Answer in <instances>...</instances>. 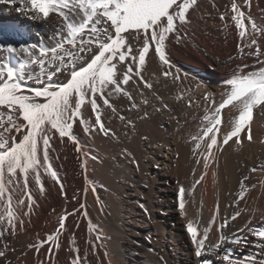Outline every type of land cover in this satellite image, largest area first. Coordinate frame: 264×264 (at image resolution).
Here are the masks:
<instances>
[{"label":"snow or ice","instance_id":"obj_1","mask_svg":"<svg viewBox=\"0 0 264 264\" xmlns=\"http://www.w3.org/2000/svg\"><path fill=\"white\" fill-rule=\"evenodd\" d=\"M0 4L15 6L18 12L33 21L48 22L53 14L62 21L53 46L25 44L17 48L0 43V240H5L24 228L25 218L30 222L36 203L34 189H38L41 196L45 194V176L59 184L61 195L67 198L64 185L52 165L57 139L61 146L66 142L74 146L79 168L85 175L86 196L89 157L74 134L77 123L87 135L98 129L107 136L111 130L104 125L103 110L116 111L112 102L115 96L126 97L134 109L139 107L129 87L135 82L144 88H152L143 72L153 56L160 63L161 75L183 83L179 69L173 71L169 48L173 40L178 43L183 39L181 31L190 24L191 12L199 7V3L198 0H0ZM229 16L239 37V55L230 56L229 60L251 57L260 68L245 72L243 68L248 66L245 63L233 71L231 77L224 81L219 102L215 93H205L203 99L210 104L203 117L206 124L192 136L195 142L193 155L197 157V165L202 163L203 171L196 179V170L193 169L190 188L178 182L176 201L182 217L187 215V197L194 200L196 186L205 180L211 164L215 163V152L222 151L224 146L231 147L230 141L235 145H241L245 138L251 141L250 123L254 110L264 113V45L260 42L264 39V26L246 15L237 0H230L226 10L220 14L225 27ZM20 54L26 59L19 62L12 59ZM61 77L62 81L58 82ZM184 77L187 78V73ZM30 82L39 87H31ZM203 86V83H197V87ZM141 102L148 104L147 99ZM229 106L238 115L229 117L225 123L230 130L223 133L220 128L221 110ZM89 110L95 116L94 124L85 118ZM120 118L124 119L123 116ZM202 146L206 151H198ZM200 157H203L202 161ZM248 179L245 176L241 181L235 204L248 191L244 183ZM73 199L77 200L79 208L65 211L59 216L58 226L52 233L29 245L37 254L45 244L49 245V261L51 254L61 248V237L68 229L67 218L77 217V228L80 215L89 219L86 203L80 202L76 195ZM81 209L85 211L81 213ZM240 215L241 212L237 211L219 222L214 229L218 239L215 244L207 246L209 233L217 223L218 206L202 235L198 234L193 221H188L186 228L196 264H213L212 260L202 257L222 249L223 260L227 264H264V258H261L264 253L239 260L233 259L231 249L223 247L227 243L238 244L242 238L246 240V237L238 235L245 230L264 240V227L251 228V221L231 234L224 233L223 230ZM87 231L89 249L83 256L75 237L70 238L69 251L74 254L70 255V264H88V251L96 253L97 244L91 239L95 226L90 220ZM95 240H100L98 234ZM5 256L6 252L0 250V257ZM38 264L45 262L39 261Z\"/></svg>","mask_w":264,"mask_h":264},{"label":"bare ground","instance_id":"obj_2","mask_svg":"<svg viewBox=\"0 0 264 264\" xmlns=\"http://www.w3.org/2000/svg\"><path fill=\"white\" fill-rule=\"evenodd\" d=\"M237 2L246 15H250L258 25L264 26V0H237ZM198 3L199 7L191 12L190 24L181 31L183 39L178 43L173 40L169 48L170 60L174 65L173 71L179 69L183 83L174 82L172 78H165L161 75L160 63L153 56L148 60L143 72L152 88H144L142 84L135 82L129 87V91L132 92L139 107L134 109L131 107L132 102L126 97L115 96L112 98V102L116 111L103 110L104 125L111 130L107 136L98 129L91 135H87L77 123L74 134L84 153L89 157L87 160L88 191L86 196L84 194L85 175L79 168L74 146L67 142L61 146L57 139L55 141L56 152L52 153V165L64 185L67 198L61 195L60 185L45 176V194L41 196L39 190L34 189L36 203L30 222L29 218H25L22 230H18L14 236H7L5 240H0V250L6 252L5 257H0V264H38L39 261H44L45 264H70V255H74L69 251V240L72 236L75 237L82 256L85 250L89 249V245L86 243L90 238L87 231L89 220L95 226V233L91 239L97 244V249L95 254L88 251V264H127L129 256H137L135 251L129 252L130 243L133 242H142L143 246L150 247L155 251L156 248L151 244V241L143 239V236L150 235L151 231L155 233L156 238L158 237V244L165 251L161 253L159 262L171 264L169 258L174 257L173 252H175V254H179L177 264H196L193 252L188 251L190 248L193 251V247L186 225L189 220H192L198 234L202 235L203 228L207 227L217 206V223L213 225V230L209 233L206 246L209 243H216L218 233L214 229L218 227L219 222H222L224 218L231 217L237 211L241 212V215L223 230L226 235L243 227L249 221H251V228L264 227V142H262L264 141V113L259 110H254L250 123L253 139L249 141L245 138L241 145H235L230 141L231 147L224 146L222 151H216L215 163L211 164L205 180L196 186L194 200L192 197H187V215L182 217L178 210L176 201L178 182L184 184L186 188H190L193 183V169L196 170V179H199V175L203 171L202 163L197 165V157L193 155L192 149L195 142L192 140V136L196 135L206 124L203 117L205 109L210 107V104H207L203 99L205 93L209 91L215 93V98L219 102L221 92L224 90V81L231 77L233 71L245 63L248 65L247 68H243L245 72H253L260 68V65L255 63L254 58L251 57L243 60H229L230 56L237 57L239 55L237 51L239 37L230 16L227 27L219 17L226 10V5L230 3V0H198ZM61 24L60 18L55 17L54 14L48 22L33 21L24 13L18 12L15 6L0 4V43L12 44L17 48L25 44L53 46ZM260 42L264 45V39ZM12 59L19 62L26 57L20 54L13 56ZM185 73H187V78L184 77ZM62 79V77L59 78L58 82ZM198 82L203 83L204 86L197 87ZM30 86L39 87L32 82H30ZM143 99H147L148 104L142 103ZM235 115L238 113L231 110V106L221 110L220 128L223 133L230 130V126L225 122L229 117H235ZM121 116L124 117L123 120L120 118ZM85 118L89 119L91 123H95V116L91 115L90 110L85 113ZM164 123L173 129L174 135L171 148H167L168 154L159 156L158 165L161 168L156 169L153 177L154 185H157V177H163L160 182L164 186L163 189L155 186L158 200H160L158 202L161 207V223L171 225L178 234L185 231L191 247L182 246L180 238L178 239L170 230H167L163 238H160V234L158 236L160 224L158 226L153 217L145 212V209L142 211L143 215L139 214V219L130 218L134 216L132 211L123 207L128 202L124 203L123 199L120 207V203L118 204V201L115 197L113 198V195H110L104 185L113 170L111 157L113 158L112 149L115 147L113 148L110 137L113 136L117 142H122L124 153L138 154L142 141L144 148L160 147L161 131L159 126ZM241 135L243 136V133ZM219 138L221 137L218 134ZM198 151H206V147L202 146ZM200 159L202 161L203 157ZM170 165H174L173 170L170 169ZM252 169H256V171L253 172ZM168 173H174V177H170L167 175ZM245 176L249 177L247 181H244L248 191L244 198L235 204L234 201L240 192L241 181ZM130 181V179L126 180V182ZM132 181L133 184L139 185L140 190L142 189L141 182ZM93 186L95 191H93ZM124 188L126 189V185ZM74 195L80 202L86 203L89 219L80 215L77 228V217L69 216L67 218L68 229L61 237V248L58 252L51 254L52 259L49 261V245L45 244L39 254L29 245L44 240L47 234L52 233L58 226L59 216L65 211L71 212L73 209L79 208V203L73 199ZM120 195L134 197V194L126 190L122 191ZM118 198L121 200L120 196H117ZM83 211L85 209L80 210L81 213ZM143 219H145L144 222ZM147 228H150L151 231L143 233L144 231L139 230ZM96 234L100 236L99 241L95 240ZM238 235L246 237V240L242 238L238 244L227 243L223 246L224 249L232 250L233 259L242 260L247 256H260L261 253H264V240L247 230L243 234L238 233ZM125 237L133 238L134 241L127 242ZM135 237L141 238V240L135 241ZM157 240L155 239L154 242ZM223 254L222 249L218 253L206 255L202 259H210L213 264H227L223 260ZM135 260L131 261L136 263L140 261ZM142 260L141 264L144 263L145 258L143 257ZM156 263L158 264V262Z\"/></svg>","mask_w":264,"mask_h":264},{"label":"rangeland","instance_id":"obj_3","mask_svg":"<svg viewBox=\"0 0 264 264\" xmlns=\"http://www.w3.org/2000/svg\"><path fill=\"white\" fill-rule=\"evenodd\" d=\"M179 122H181V120H179ZM168 124H169V122H168ZM168 124L164 123V124L159 126V128H160L159 130L161 131V136H159L160 147L156 146V147H154V149L144 148V146H143L144 142L142 141V145L139 148L138 154H132V153H127V152L124 153V151L122 150V142H117V140L113 136L110 137V141L112 140V142H113L111 144L113 145V148L115 147L114 149H112V153H113V158L111 157L112 163L110 162L112 164L113 170H112L111 175L107 179V183H105L104 185H105V189H107V191L110 193V195H113V198L115 197L116 201H118V204L120 203V207H121V202H123L122 201L123 199L125 200L124 203L128 202L123 207H125L129 211H132V214L134 216H132V217L129 216L130 218L139 219V214L141 213L143 215L142 211H143V209L146 208L147 212L157 222V225L159 226V224H160V228L158 227V229H159L158 236L160 234V238L161 237L163 238L165 232L167 230H170V232H173L178 239L180 238V244L182 246L185 245V247L186 246L191 247L189 239L187 238L185 231H182V232H180V234H178L177 231L172 229L171 225H169V224L164 225L163 223H161L162 222L161 215H160L161 207L159 205L160 200H158L157 190L155 189V186H158L161 189H163L164 186L162 184H160L161 179H163V177H161V176L157 177L156 178L157 185L153 184L154 172L156 171L157 168H161L158 165V162L160 160L159 156L167 155L168 154L167 148H171V142L173 140L174 133H173V129H171L168 126ZM118 141H121V140H118ZM165 144H167L168 146H166ZM161 146H163L164 148ZM158 149H160V150H158ZM139 154H141V155H139ZM124 163H125V165H124ZM170 166H171L170 169L173 170L174 165H170ZM167 175H169L172 178L174 177V173H168ZM127 179L128 180L130 179L131 181L132 180H138L143 185L142 189L141 190L139 189V187H138L139 185L133 184V181L132 182L131 181L126 182ZM125 185H126V189L124 188ZM140 188H141V185H140ZM124 190L128 191L129 193L131 192L132 194H134V197H130V198L127 196L122 197L120 195V193ZM158 194L161 195V193H158ZM117 196L118 197L120 196L121 200H119V198L117 199ZM141 205H143L144 207H141ZM144 220L145 219H143V222H144ZM152 227H153V224H152ZM133 229H135V228H133ZM133 229H132V232H134ZM139 230L144 231L143 233H146V231H151L150 228H147L146 230H143V229H139ZM135 233L137 236V230L135 231ZM130 235H132V234H130ZM177 235H180V236L178 237ZM133 236H134V233H133ZM125 238H126L125 240H127V242L134 241L133 238H130V237H125ZM143 239L150 240L151 244L155 246L156 250L153 251L150 249V247L148 248L146 246H143L142 242L130 243L131 247H130L129 252L135 251L137 256L131 257V256L127 255L130 257L127 260V264H141L140 261H143L142 260L143 257L145 258V260H144V263H142V264H157L156 262H158V264H164V263H162L163 261L159 262V260H161L160 259L161 253H164L165 251H163L164 249L161 248V246L158 244L159 243L157 240L158 237L157 238L155 237V233L153 231H151V234L148 236L144 235ZM155 239L157 240V242L156 241L154 242ZM136 240H141V238L135 237V241ZM181 245H180V247H182ZM188 251L193 252L191 248ZM166 254H168V253L166 252ZM173 255H174V257L172 256L171 258H169L170 262H171V264H177L176 261L178 259L177 257L179 254L177 255V254H175V252H173ZM136 257H138V258H136ZM135 259L140 260V261H138V263L131 261V260H135Z\"/></svg>","mask_w":264,"mask_h":264}]
</instances>
